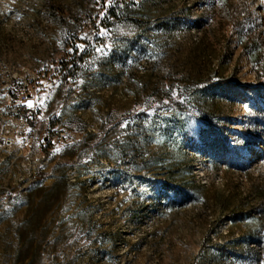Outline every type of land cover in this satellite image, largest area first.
Returning a JSON list of instances; mask_svg holds the SVG:
<instances>
[{
	"label": "rangeland",
	"instance_id": "1",
	"mask_svg": "<svg viewBox=\"0 0 264 264\" xmlns=\"http://www.w3.org/2000/svg\"><path fill=\"white\" fill-rule=\"evenodd\" d=\"M113 3L0 0V264H264V0Z\"/></svg>",
	"mask_w": 264,
	"mask_h": 264
},
{
	"label": "trees",
	"instance_id": "2",
	"mask_svg": "<svg viewBox=\"0 0 264 264\" xmlns=\"http://www.w3.org/2000/svg\"><path fill=\"white\" fill-rule=\"evenodd\" d=\"M117 1L118 0H113L114 3L107 7V13L105 14L111 15V17H114L116 15L114 12V7ZM83 56H84V53H81L79 56H77V58L74 60L73 69H75L77 65L82 61Z\"/></svg>",
	"mask_w": 264,
	"mask_h": 264
},
{
	"label": "built area",
	"instance_id": "3",
	"mask_svg": "<svg viewBox=\"0 0 264 264\" xmlns=\"http://www.w3.org/2000/svg\"><path fill=\"white\" fill-rule=\"evenodd\" d=\"M25 118H26V121H29L31 119V115H28Z\"/></svg>",
	"mask_w": 264,
	"mask_h": 264
},
{
	"label": "snow or ice",
	"instance_id": "4",
	"mask_svg": "<svg viewBox=\"0 0 264 264\" xmlns=\"http://www.w3.org/2000/svg\"><path fill=\"white\" fill-rule=\"evenodd\" d=\"M29 106H31V104H29Z\"/></svg>",
	"mask_w": 264,
	"mask_h": 264
}]
</instances>
